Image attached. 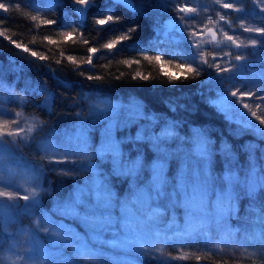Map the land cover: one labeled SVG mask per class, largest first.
<instances>
[{
  "label": "snow or ice",
  "instance_id": "snow-or-ice-1",
  "mask_svg": "<svg viewBox=\"0 0 264 264\" xmlns=\"http://www.w3.org/2000/svg\"><path fill=\"white\" fill-rule=\"evenodd\" d=\"M251 2L256 5L251 11L246 9L245 0L0 2V14L18 11L22 7L35 13H45L46 9L57 7L68 8L69 15L63 23L56 18L31 16L33 22L50 26L53 30L63 29L61 35L64 42L76 41L79 36L83 44L90 45V40L84 37L83 27L89 16L96 33H105L110 29L107 31V42L103 43L106 51L89 46L88 55L81 63L73 56L67 57L80 69L78 74L88 81L103 78L94 71V58L97 61L116 59L124 53L122 46L130 40L132 33L141 30L140 21L126 23L121 11L128 19L130 14L147 16L151 12L167 13L166 23H155L154 42L137 45L139 56L121 63L129 67L142 61L159 65L161 75L173 85L208 73L200 83L213 86L209 90L215 91V97L208 96L207 102L222 113L226 121L236 125L230 134L238 137L251 133L255 138L242 146L247 153V168H244L239 164L238 153L226 138L221 139L217 147L215 139L203 128H196L191 136L181 137L178 135L179 122L173 120L165 121L163 131H158L155 125L159 116L147 113L143 102L136 98L129 99L127 103L97 98L96 103L89 106L87 118L82 112H75L78 119L73 122L72 130L50 128L45 133L47 125L44 120L31 113L25 115L24 109L29 103L26 95L17 93L0 72V209L4 212V222L0 225V264H49V257L43 250L34 248L32 242L35 240L41 241L44 249H70V254L65 251L70 257L68 264H78L80 260L101 264L100 256L79 251L72 233L65 230L71 228L61 222L62 218L87 226L83 235L75 231L86 240H89L90 231L99 230L105 244L108 242L104 235L106 230L122 232L127 228L134 234L128 243L139 264H145L149 259L156 264L187 261L191 253L186 249L200 253L195 255L198 262L204 254L218 255L230 250L228 259L249 256L264 264V228L256 231L244 227L253 222L264 224V147L258 143L264 141V115L258 114L259 103L255 104L257 110H253L247 102L253 97L264 101V0ZM213 3L219 7L213 8ZM114 8L116 11H113ZM232 13L239 14L235 21L230 18ZM217 16L218 21L215 19ZM219 22L222 26L215 27ZM0 23L3 21L0 20ZM143 24H148L147 19ZM205 33L209 37L207 40ZM243 33L248 35L241 39ZM221 34L222 40L218 39ZM0 37L36 60L48 59L46 55L30 51L22 43L6 36L3 30H0ZM46 39L49 45L60 42ZM181 42L186 45L183 49H179ZM160 44L175 47L169 52L157 47ZM249 48L253 50L248 51ZM173 61L177 62L173 64ZM257 61L259 72L254 75L249 69H255ZM57 63L60 61L57 60ZM18 67L22 70V66H14L12 70L16 71ZM85 72L90 74L85 76ZM136 78L147 81L150 77L137 72ZM23 91H38L44 95L46 90H32L26 86ZM4 92H7V97ZM6 103L15 104L20 111H10L4 107ZM37 107L47 109L54 105L49 104V97L46 96ZM177 107L169 105L170 111H175ZM142 120L147 123L140 125V131L134 136L117 137L119 131L140 124ZM97 125H100L98 143L93 138ZM125 142L146 145L148 158L140 149L133 157L122 148ZM33 148L39 162L21 166L19 162L24 158L23 150ZM217 156L226 165L220 175L215 170ZM97 160L101 163H96ZM44 161L48 165L73 166L46 167ZM105 161L111 165L108 175L102 170ZM173 162L177 164L174 175L169 171ZM47 172L65 177L87 173L85 179L78 183L87 190L77 194L73 188L67 196L53 197V190L45 183ZM18 177H23L22 181ZM113 180L127 182L126 196L115 190ZM85 181H89L90 185H86ZM42 194L53 198L54 207L42 201ZM19 200L26 203L20 204ZM242 201H247L243 209ZM23 216L31 218V225L20 227L15 232L9 231V226ZM54 216L57 219H53ZM188 217H199L198 226L184 227ZM234 220L240 222V226L234 227ZM89 243V251L94 252L96 242L89 240ZM165 247L173 249L175 254L163 256Z\"/></svg>",
  "mask_w": 264,
  "mask_h": 264
},
{
  "label": "trees",
  "instance_id": "trees-1",
  "mask_svg": "<svg viewBox=\"0 0 264 264\" xmlns=\"http://www.w3.org/2000/svg\"><path fill=\"white\" fill-rule=\"evenodd\" d=\"M4 2V0H0ZM46 0H37V3H45ZM105 3L108 0H104ZM67 3V0H65ZM246 9L250 11L253 8L251 0H245ZM113 11H116L114 8ZM47 13V14H45ZM45 13H39L42 18H56L60 23H63L65 17L69 15V9L66 7H57L53 10H45ZM122 18L128 22H141V30L138 33H132V37L129 41L125 42L124 52L121 56L116 57L113 60L100 59L97 61L94 58L96 68L94 71L98 75H102V80L99 81H88L84 77H81L78 73L80 69L73 65L68 56H72L73 51L76 55L73 56L78 63H81L86 59L87 47L97 46L101 51L103 49V43L107 42L108 33H96L94 25L92 24V17H88L87 23L84 27V37L90 40V45L83 44L82 40L77 39L76 41L64 42L63 39L55 45H49L47 38L57 40L61 35L62 30H53L52 27L40 24L39 22H33L31 20L32 15H36L35 12L30 11L27 8H23L18 11H14L8 14H0V30L5 31L6 36H10L13 40L22 43L25 47L31 50H35L40 54L48 57L45 61H39L31 57L30 54L22 53L15 49L14 46L6 39L0 37V72L3 73V78L7 83H10L12 88L21 95H26L29 101L28 105L24 109L25 115L37 114L42 120L45 121L47 127L60 128L63 126L69 127L72 122L78 118L75 116V112H82L84 116L87 115L89 101L91 93H100V95L111 98L114 101H123L127 103L129 99L136 98L143 102L145 105V111L149 114H155L159 116V122L157 128L163 126L165 121H178L179 129L178 135L191 136L196 128L205 129L210 136L215 139L216 146L219 147L221 139L226 138L227 141L233 146L234 151L238 153V161L241 166L247 168V153L242 150V146L245 142L254 141L255 138L250 134H243L241 136H233L230 134L234 131V127L228 121L225 120L224 115L219 113L212 105L205 101V90L208 84L201 85L200 81L207 78L208 73H203L198 80L190 78L188 81H178L176 84H170L167 78L163 77L160 72L159 65L152 64L150 62L142 61L138 65L129 67L121 63L125 59L129 58L131 53H135L137 58L139 53H136L137 45H144L153 43L155 40V22L149 15L144 14H130L131 18L125 16L121 11ZM238 16V15H237ZM236 16V17H237ZM75 19V17H71ZM147 19L148 24L144 25L143 21ZM127 26V25H126ZM123 27V26H121ZM152 34V35H151ZM59 36V37H58ZM78 38V36H77ZM80 38V37H79ZM179 39V37H177ZM119 47V46H118ZM163 49H173L175 46L171 44H160L157 45ZM179 49L181 45H179ZM81 51V57H78L77 51ZM86 50V51H85ZM85 51V52H84ZM63 53V55H61ZM80 53V52H79ZM23 57V59H22ZM83 59L81 60V58ZM57 60L60 63H57ZM11 61V63H10ZM31 62V63H30ZM14 66H22V70L19 67L16 71H13ZM83 68H88L87 65H82ZM139 72L143 75L149 76V80L141 81L136 78V73ZM90 74L85 72V76ZM120 78L117 79L116 77ZM32 90L45 89L44 95H40L38 91H29L25 93L23 90L25 87ZM83 93V98L81 97ZM7 97V92L3 93ZM49 97V104L54 107L47 109L37 107L41 104L45 97ZM178 105L175 111H170L169 105ZM260 109L258 114L264 115V101H261ZM10 111H20L15 104H8ZM31 110L32 112H29ZM257 110V109H256ZM49 112L51 113L49 115ZM94 140L97 138L93 134ZM258 143L264 147V141H258ZM130 146V143L126 144ZM142 150L147 156V146L142 144ZM24 158L22 159L25 163H38L39 157L36 155L35 149H24ZM259 151L257 156H259ZM175 163V162H174ZM45 166L60 167L59 165H48L47 161H44ZM216 174L220 175L226 165L220 156L216 157ZM46 186L53 190V197H64L71 193L73 188H77L80 183L79 179L72 177H65L58 175L53 172H47L45 177ZM115 190L122 196H126L128 190V184L122 180H113ZM42 201L45 204H51L54 206V200L52 197L42 194ZM247 201L241 202V208H245ZM243 211L241 215H243ZM180 215V213H178ZM23 219V218H22ZM72 219H66L63 223L75 230L73 227L74 223ZM188 223L184 227H196L198 226L200 219L188 217ZM26 221V216L23 219ZM233 226H240V222L233 221ZM249 225H255L259 229L264 228V224L260 222H253L246 224L244 227L247 228ZM77 230L83 231L81 228L76 227ZM94 233V235H96ZM98 238V237H97ZM89 239H93L89 236ZM102 240V238H99ZM49 249V248H48ZM58 250L60 253H48L54 260H61V264H68L70 257L66 254L71 250L53 249ZM163 250L173 252L174 250L165 247ZM186 252L191 253L190 259L187 261H176L175 264H187L197 262L195 255L200 253L195 252L192 249H186ZM84 254H96L101 252L100 247H96L94 252L89 251L85 248L81 251ZM102 255L108 257V253L104 250L101 252ZM163 254V253H162ZM222 254V253H221ZM65 256V257H64ZM105 256H100L105 257ZM124 256V255H123ZM54 260L50 263H53ZM116 261V260H115ZM201 261L213 262L217 264H261L259 259L249 256H240V258L228 259L218 255L204 254L201 257ZM78 264H99L97 261L91 260H80ZM101 264H139L137 257L134 253L128 254L125 257H119V260L115 262H109L108 260L102 261ZM145 264H156L154 260H147Z\"/></svg>",
  "mask_w": 264,
  "mask_h": 264
},
{
  "label": "rangeland",
  "instance_id": "rangeland-1",
  "mask_svg": "<svg viewBox=\"0 0 264 264\" xmlns=\"http://www.w3.org/2000/svg\"><path fill=\"white\" fill-rule=\"evenodd\" d=\"M192 6H195V5H192ZM212 7L213 8H218L219 6L218 5H215L214 3L212 4ZM256 8V5L255 4H253V8L252 9H250V11L251 10H253V9H255ZM36 15H40L39 13H36ZM155 22H157V23H160V24H163V23H166L167 22V20H168V14L167 13H162V12H151V13H149L148 14ZM237 15H239L238 13H232V15H231V19L233 20V21H235L236 20V16ZM215 19L218 21V16L217 17H215ZM205 23H206V21H205ZM222 26V22H219V23H217V25H215V27H217V28H219V27H221ZM233 27H235V24L233 25ZM60 30H62L63 31V29H60ZM237 30H239V29H237ZM62 31H60V32H62ZM248 34L247 33H243V35L240 37L241 39H243V36H247ZM59 37V36H58ZM177 37H178V35H177ZM204 38H205V40H207V39H209V37L206 35V33H205V36H204ZM57 39V41H60L61 39H63V37H62V35H60V37L59 38H56ZM77 39H79L80 40V38H79V36H78V38ZM218 39H223V36H222V34L221 35H218ZM63 41V40H62ZM245 43H247V41H245ZM180 45H181V48L183 49V48H185L186 47V45L183 43V42H181L180 43ZM209 46H211V45H209ZM123 47V52H126V51H124V46H122ZM169 52H171L172 51V48H171V50H169V49H167ZM248 51H252L253 49H251V48H249V49H247ZM86 51V50H85ZM84 51V52H85ZM80 52V53H79ZM81 51H77V55H78V57H81ZM76 55V52H74L73 51V53H72V56H75ZM136 56V54L135 53H131V56L129 57V58H134ZM83 59V57L81 58V60ZM177 61H173V64H175ZM220 63L223 65L224 64V61H220ZM171 70H173L174 71V69H171ZM209 71H212V70H209ZM249 71H252L253 72V74L255 75V74H258V72H259V61H257V65H256V67H255V69H249ZM202 75V74H201ZM225 75H227V73H225ZM192 79H194L195 81H197L198 80V78H192ZM237 83H240V81H237ZM213 86L212 85H210V84H208L207 85V88H206V90H205V101L207 102V97L208 96H213V97H215V91L213 90V91H210L209 89L210 88H212ZM89 97L90 98H87V100L89 101V105L87 106V109H89V106L90 105H92V104H94V103H96V99L97 98H103V99H109V100H112L111 98H108V97H106V96H103V95H100V93H91L90 95H89ZM233 99H235V98H233ZM112 101H114V100H112ZM105 103H107V101H104ZM114 102H120V103H124L123 101H120V100H118V101H114ZM250 105H252L253 106V110H256V108H255V104L256 103H261V101H257L256 100V98L255 97H253V100H251V101H247ZM4 107L5 108H8V103H6L5 105H4ZM214 107V106H213ZM215 108V107H214ZM216 109V108H215ZM245 111H247V110H245ZM29 112H32L31 110H29ZM88 113V112H87ZM34 114V113H33ZM222 114V113H221ZM34 115H36V116H38L36 113L34 114ZM223 115V114H222ZM39 117V116H38ZM85 118H87V115L85 116ZM144 123H147V121H140V124H133V125H131L130 127H128V128H126V129H123V130H121V131H119L118 133H117V137L118 138H121V137H128V136H134L138 131H140V125H142V124H144ZM232 125H233V127H234V130L236 129V125L234 124V123H232ZM157 126H158V123L155 125V128L158 130V131H163V126H161V127H159V128H157ZM99 128H100V125H97V131L96 132H94L93 134L94 135H96L97 136V138L94 140V142H96V143H98L99 142V140H100V134H99ZM57 129H59V130H72L73 129V122H72V125H70L69 127H66V126H63V127H60V128H57ZM49 130V129H48ZM47 129H44V132L45 133H47V131H48ZM69 134H71L70 132H69ZM246 134H250V136H253L251 133H246ZM54 135H57V133H54ZM128 142H125L123 145H122V148L125 150V151H127V152H129L133 157L137 154V149H140L141 151H143L142 150V143L141 144H136V145H133V144H131L130 143V146H127L126 144H127ZM146 158H148L147 156H146ZM96 163H101L99 160H97V161H95ZM20 165L21 166H23L24 164H25V162H23L22 161V159L20 160ZM53 165H55V164H53ZM60 166V168H63V167H72L73 165L72 164H68V165H59ZM0 167H2V165H0ZM102 170L104 171V174L105 175H108L109 174V172H110V170H111V165H110V163L109 162H107V161H105L103 164H102ZM176 170H177V164L176 163H174L173 162V164L171 165V167H170V169H169V171H170V174H175V172H176ZM87 175V173H79V174H77V175H75V176H72V178H76V179H79V181L80 182H82L84 179H85V176ZM18 180H21L22 181V179H23V177H18L17 178ZM85 184L86 185H90V182L89 181H85ZM81 190H84V191H86L87 189L85 188V187H83V186H81V185H79L77 188H76V192H77V194H79V192L81 191ZM127 192H128V190H127ZM127 192H126V195H127ZM18 203H20V204H24V203H26L25 201H23V200H19L18 201ZM54 203H55V201H54ZM54 207V206H53ZM25 218V216H23V217H21L20 219H19V221L17 222V223H15V224H13V225H10L9 226V231H11V232H15L18 228H20V227H24V228H27V227H29L30 225H31V218L30 217H27L26 216V221H23V219ZM53 219H57V217H53ZM66 219H70V218H62V220H61V222H64V221H66ZM196 219H200L199 217H197ZM71 221H73V223H74V225H73V227L75 228V230L73 229V231L72 230H66V231H69V232H71L72 233V235H73V238H74V241L77 243V245H78V248H79V251L81 252V251H84V249L85 248H87V249H90L91 248V245H90V243H89V240H91V241H95L96 242V247H100L101 248V252L104 250V253L105 252H107L108 253V257H106L105 255H102V253L100 252V253H96L95 255H98V256H105V257H102L101 259H102V261L104 262V261H106V260H108L109 262H115L116 263V261H118L119 260V257L121 256V257H125L126 255H128V254H131V253H134L135 254V252H134V250H133V248H132V246L128 243V240L129 239H131V238H133V236H134V234L131 232V231H129L127 228H125L122 232H115V231H111V232H109V231H105V233H104V235L105 236H107V243L105 244V243H102V240L101 239H99V238H102L101 237V235H100V233H99V230H98V233L96 234V235H94V233H96V232H91L90 231V235L92 236V238L93 239H89V240H86L83 236H81V235H83L86 231H87V226H84V225H82V224H80V223H78V222H76V221H74V220H71ZM3 222H4V212H3V210L2 209H0V225H2L3 224ZM76 227H79V228H81L83 231H80V230H77L76 229ZM191 227V226H190ZM248 229H250V230H256V231H259L260 229H259V227H256L255 225H249V227H247ZM79 232L81 235H79L78 233H76V232ZM98 237V238H97ZM33 243V245H34V248H36L37 250H43V252H44V254L45 255H47L48 257H49V264H61V260H54V258L53 257H51L48 253H60V251H58V250H50L51 248H49V249H44V247H43V244L41 243V241H39V240H35V241H33L32 242ZM96 247H95V249H96ZM70 250V249H69ZM162 255L163 256H168L169 255V253H173V252H169V251H165V250H163L162 251ZM124 255V256H123ZM227 255H228V257H229V255H230V250H226L225 251V253H222V254H219V256H222V257H227ZM65 257V256H64ZM244 257V256H243ZM234 258H240V256H236V257H234ZM54 260V262L53 263H50V262H52ZM116 260V261H115Z\"/></svg>",
  "mask_w": 264,
  "mask_h": 264
},
{
  "label": "water",
  "instance_id": "water-1",
  "mask_svg": "<svg viewBox=\"0 0 264 264\" xmlns=\"http://www.w3.org/2000/svg\"><path fill=\"white\" fill-rule=\"evenodd\" d=\"M207 35V34H206ZM187 264H217V263H213V262H205V261H200V262H192V263H187Z\"/></svg>",
  "mask_w": 264,
  "mask_h": 264
}]
</instances>
